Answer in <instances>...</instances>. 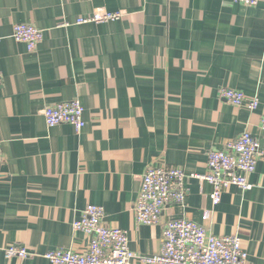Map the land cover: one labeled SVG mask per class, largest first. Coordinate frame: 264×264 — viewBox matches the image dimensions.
Segmentation results:
<instances>
[{
  "label": "crops",
  "instance_id": "0c3cea01",
  "mask_svg": "<svg viewBox=\"0 0 264 264\" xmlns=\"http://www.w3.org/2000/svg\"><path fill=\"white\" fill-rule=\"evenodd\" d=\"M96 13L116 21L82 23ZM18 24L43 31L34 51L13 38ZM0 264L11 245L35 254L85 252L75 231L87 205L128 234L138 258L160 254L170 220L199 223L217 237L238 236L249 264H264V159L251 190L232 186L213 206L208 157L249 132L264 145V3L232 0H0ZM221 88L258 98L233 106ZM79 100L85 127L50 128L44 110ZM186 174L183 205L157 225L139 224L135 203L151 166ZM205 212L210 216L203 220Z\"/></svg>",
  "mask_w": 264,
  "mask_h": 264
},
{
  "label": "built area",
  "instance_id": "2783aa9c",
  "mask_svg": "<svg viewBox=\"0 0 264 264\" xmlns=\"http://www.w3.org/2000/svg\"><path fill=\"white\" fill-rule=\"evenodd\" d=\"M244 6H257L264 0H232ZM122 14L96 13L78 21L99 23L116 21ZM13 38L34 51L43 40V31L33 25L18 24L14 28ZM4 77L0 73V89ZM220 98L236 107L256 110L258 98H249L241 91L221 88ZM85 109L79 100L62 102L44 110L47 125L54 128L59 125H72L80 132L86 125ZM264 131V116L261 122ZM264 159V145L249 132L243 133L237 140L230 142L227 149L213 151L208 157V173L205 176H193L207 182L212 192L213 206H218L225 190L232 186L248 191L252 189L248 178L256 171L257 163ZM1 169V163H0ZM186 172L180 167L166 165L151 166L142 179V186L135 203V216L139 224H159L167 206L183 205L186 199ZM104 209L89 204L81 218L74 222L75 231L91 237L85 252L57 249L44 254H35L28 248L11 245L5 249L7 259L41 256L51 264H131L138 255L131 250L128 234L104 222ZM205 212L203 220L209 219ZM164 244L160 254L151 258H140L148 264H249V257L238 236L217 237L199 223L186 219L170 220L163 231Z\"/></svg>",
  "mask_w": 264,
  "mask_h": 264
}]
</instances>
